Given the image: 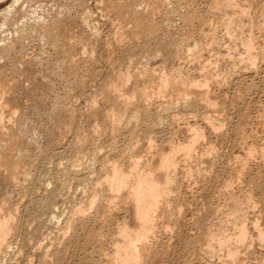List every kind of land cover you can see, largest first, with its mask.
Wrapping results in <instances>:
<instances>
[{
  "label": "rangeland",
  "instance_id": "1",
  "mask_svg": "<svg viewBox=\"0 0 264 264\" xmlns=\"http://www.w3.org/2000/svg\"><path fill=\"white\" fill-rule=\"evenodd\" d=\"M125 1H128V2H125ZM133 1L134 0H124V1L123 0H0V85H1L0 86V115L3 118L2 119L3 121L1 120L2 121V125L0 126L1 127L0 128V137H1L0 138V211H1L0 214H3V212H5V215L8 213L9 215L12 214V216H14V214H16L15 211L19 212L22 209L23 210L21 212L25 211L24 209L26 208L25 206H27V200L26 199L22 200V195H21L22 192H21V189L19 188V186L21 185V183L23 182V179L25 177L23 172L29 170L30 172L33 173V171H34V173H35V171L38 170V168L43 163V161L46 158V156H49V157H54L55 156V157H57V155L58 156L62 155L63 152L67 151V153H68V150L70 149L69 145H71L73 143H77V142L81 143L80 144L81 145L80 148H82V144L83 145L87 144L89 146V147L86 146V145L83 146V147H86V148L88 147L87 150L89 151L88 153H87V151L83 153L84 154L82 156V158L84 157L83 158L84 161L82 162L83 164L86 161H87V163H85V164H88V159H89V157H91L89 155L93 153L91 151L94 148H95L94 150H98L96 153L98 155H100L102 152L101 151L99 152V150H100L99 146L100 147H102V146L106 147V149L110 146V149L108 148L109 152L107 150H105V152L106 151L108 152V156L105 157L103 155V153H102L103 156L102 155L99 156V158H101L100 161L102 159H105V158H108L109 160L110 159L112 160V161L110 160V162L112 164L109 163L108 166H111V165L113 166V164H116V162H117V164L119 163L121 165V169L123 167L125 168V169L123 168V170H122L123 173L127 172V173H125V175L126 174L128 175L129 174V170H131V169H130V167H127V166H129V164L132 161H133L132 163L141 162V163H139V164H143V165H140L141 166L140 167L141 171L150 170V171L154 172V170H156L157 167H158V163L157 162L160 159V155L167 156V154H169V152H171L170 149L172 150V148H173L172 145H174L175 143L176 144L174 145V147H177L179 145L178 147L187 148L186 145L188 146V144H190V142H191L190 140L192 138L191 134H189V133H191L190 132L191 127H194V126L198 127L199 126V128L203 129L202 131H204V132L206 131L205 132L206 133L205 134V140L207 139V141H205V143H203V144H202V142L200 144H198V148L199 147L200 148L197 149L196 152H195L197 158L199 157V155L207 152L209 147H214L215 146V148L217 149V152L219 151V153L221 155L223 154L221 160H223L224 162L226 161L227 163H229V164H227V165H229V168L227 167V170H225L226 172L222 173L220 175L221 178L217 182H215V184H213L214 178H211L212 176H210V175H212V173H215V171L213 172L211 170L212 173L210 172L209 173L210 175H209L207 173V171H209L208 170L209 168L206 169V165L204 167L203 164H205V163H199L197 158L196 159L194 158V157H196L195 154L192 156L193 158L191 157L193 161L189 157V158H187L188 161L187 162L184 161V163H183L182 160H185L184 156H185L186 152L184 151L183 153L180 152L178 154V157L181 158L180 159L181 163H180V166L178 167V175L181 176V177L183 176L182 179H181V177L179 178V176H178V178L181 179V180H179V184L182 182L180 187L184 190L182 192L183 195H185V193H187L188 195H186V196L190 197V198L188 197L189 199H186V202L188 201L187 207H186V209H184L185 214H182L184 216L183 224H186L185 222H187V223L191 222V220L194 217L193 216L194 212L197 210V208H200V207H198V205L201 206L200 205L201 201L205 200L204 196L206 197V194H209L210 197L212 196V199H213V202H214V206L212 208L213 210H211L212 212H210V217L208 219V222H206V223L208 224V226L212 227L210 229L211 233L219 232V228L217 229V227L220 226V225H218V224H222L223 220H225L224 219L225 215L223 213L222 215H224V216L221 217V218L220 217L218 218L217 217L218 214L215 215L217 212L215 214H213L215 208L217 206L218 207L220 206L222 209L224 207H225L224 209L230 208L231 199L229 200V198H228L229 195L228 194H234L235 193L234 194L235 196L238 197L240 195L239 197L244 199V196L245 195L247 196L249 194V191L251 192V190L253 189L252 190L253 194L252 193H250V194L253 195V196H254V194H256L254 196V198H255L254 204L250 203L251 205L249 206V204L247 203L248 204V208H247L246 202L244 203L246 205H244L243 203L238 205V209H239L238 216H241V214H242V216L244 215V217H245V219H244L245 221L249 220L247 222L246 228H248L249 231H250L249 237L251 239L248 238L246 240V241H249V242L248 243L245 242V245L243 246V248H245V249H243L242 246L237 245V243L235 241L234 242L236 243V245L233 242L232 246L234 245L233 247H239L240 248L239 249L240 250L239 256H240V259H241V261L239 260L240 263L243 260V263H241V264H244V263L245 264H264V247H263L264 244H263V246H260L261 243L258 242V239H257L258 236H257L255 230H253V226H252L253 225L252 223L255 221V219H258V218L261 219L262 218L261 220H262V222H264V219H263L264 218V202L263 201H259V200L257 202V200H256V198L258 199L259 198L258 196H260V190H261V193L264 190V185H263L264 184V161H263L264 160V153H263L264 152V89H262L260 91H258V90L254 91L253 90L252 92H250V93L247 92L248 94L247 93L245 94L243 100H244L245 105H247V106L244 107L245 106L244 105L243 107L244 108H247V107L250 108V110H249L250 113L248 112L249 113L248 114V118H247V120L245 122L239 121V119H238V114H237L239 112L238 109H237L238 107L237 108L234 107L237 110H235L234 108L231 107L227 112L224 111V108H223V110H221L222 107H223L221 105H223L222 103H223L224 99H225V101H227L228 99H226V98L233 95L232 93L234 92V90H233L232 86L235 85L236 83L237 84L238 83L239 84H243V86L246 85L245 87H247V86H249L251 84L261 85V83H262L263 84V88H264V83H263L264 82V60H260L258 62V64H257L256 68H254L248 63V60L244 57L245 56L244 49L240 48L238 50V52L237 51L235 52V50H233L230 47V44H228L226 39L224 38V32L222 33L223 26H222V23L220 22V20L223 18L224 11L222 10V11H220L221 12L220 13L219 10L216 11L215 9H213L212 8L213 0H206V1L205 0H190V1L189 0H187V1L183 0L184 3H183L182 0H172V1L168 0L167 3H165L166 0H164V1L163 0H153V1L151 0V3H153L154 1L156 3L160 2V4L158 3L159 6H158L157 13L155 12L156 14L155 13L152 14V12H149V11H151L150 7H147V10L149 8L147 13H145V11H144V10H146L144 8L145 4L147 3L146 5H148L150 0H149V2H148V0L147 1L146 0H139V1H141L139 3V5H141V6H138L137 2H139V1L135 0L136 2L134 1L135 2L134 4H133ZM236 1H239V0H236ZM240 1H241V3H244L243 5H246L247 7H250L251 11H250V14L248 15V17L251 16L250 18L255 20V22L257 21L259 26L260 25H261V27H262V25L264 26V0L263 1L262 0H256V1L255 0H240ZM122 2H123V4H122ZM194 2H195V4H194ZM112 4H117V6L116 5L114 6ZM124 4H125V6H124ZM192 4H193V6H192ZM118 5H121V6H118ZM131 5H133L134 7L132 8ZM12 6H13V11L11 12V15L5 16L4 13L6 12V10L10 9ZM110 6L113 7V12L110 11V10H112V7L110 9ZM127 6L129 8L130 7L131 8L129 9ZM209 6L214 11L211 10ZM119 7H121L123 10L120 11L121 8H119ZM114 8L116 9L115 11H114ZM139 8L140 9L142 8V10H140ZM188 8H190V9H188ZM131 9H132V11L134 10L133 13L130 11ZM159 9L161 11H159ZM162 9H163V11H162ZM125 10L126 11L129 10V11L125 12ZM168 10H169V13L167 12ZM194 10L197 11L198 13L197 12L195 13ZM164 11H166V12H164ZM186 11H188V12H186ZM129 12H131V13H129ZM119 13L124 15V17L122 15H120ZM126 13L127 14L129 13L128 15L130 17ZM213 13H214V15H213ZM88 14H89V16H88ZM195 14H196V16H195ZM260 14H261V16H260ZM120 16L122 18H120ZM125 16H126V18H125ZM136 16L138 17L139 20L136 18ZM143 16H144V18H143ZM3 17H5V18L3 19ZM87 17H89V18L87 19ZM192 17L195 18L196 20L197 19H199V20L198 21H196L195 19L193 20ZM218 17H219V19H218ZM130 18H132V19H130ZM140 18L142 19V21H141ZM154 18H155V20H157V22H160V23H156ZM169 18H170V21H169ZM128 21H130V22H128ZM150 21H152L151 23H153L154 25L156 24L155 27L157 25H159V26L156 27L157 29L158 28L160 29V30L158 29L159 30L158 37L154 35L156 38L155 37L152 38V36L150 38V37H148L149 35L146 36L147 34L143 33V32H145V28L147 27V25H149ZM164 21H165V24H164ZM188 21L190 23L189 25H188ZM116 22H117V24H116ZM125 22H127V23H125ZM141 22H143V23H141ZM192 22H193V24H192ZM257 22H256V26L259 27L257 25ZM65 23H67V24L65 25ZM133 23H135V25ZM136 23H137V26H136ZM125 24H127V25H125ZM140 24H142V25H140ZM53 25H55L56 28ZM63 25H65L66 27L64 26V28H63ZM144 25H145V27H144ZM91 26H92V28H91ZM128 26H130V27H128ZM220 26L222 27V29H221ZM122 27L124 28L125 32L132 33V37H133V38H131V34L129 33L130 34L129 35V37H130L129 40L133 39V42H132V40H130V41L128 40V43H126L125 46H123V44L119 43V41H120L119 37L122 36V30H123ZM165 27H167V29ZM168 27H170L169 28L170 30L168 29ZM261 27L256 28L254 30V33H255L256 37H258V39H259L258 40L259 41L258 43L260 45V46L258 45L259 47H262L263 44H264V29H261ZM125 28H128V30H130V31L128 32V30L125 29ZM134 28H135V30H134ZM56 29H58L59 31L56 30ZM64 29H66V31ZM68 29L69 30L71 29V30L69 31ZM136 30L137 31L139 30L138 31L139 33H137ZM213 30L214 31L217 30L216 34H217V36L219 38V42H221V40H222V42H224V41L226 42L224 45L222 44V46H220L221 45L220 44L218 46V45L214 44V46H213V45L209 44V43H211L210 39L212 37V34L216 32V31L214 32ZM61 32H62V34H61ZM136 34H138V35L136 36ZM60 35H62V38H61ZM117 35H119V36H117ZM140 35L142 36L141 39L138 38V37H140ZM55 36H57V38L58 37H60V38L57 39ZM134 36L137 38V40H136V38H134ZM222 36H223V38H222ZM145 37H147L148 39L145 38ZM183 38H184V40H183ZM203 39L206 40V41H204ZM207 39H208V41H207ZM223 39H224V41H223ZM156 40H158V41H156ZM175 40H176V42L177 41L180 42L182 40L181 42L183 44H186L185 46L182 47L184 49V54L182 55L183 57H181V59L182 58L183 59L179 60V62L177 61L176 63H173L175 65V68L178 67L177 69H179V70L183 69V71H184V72L182 71L181 74H179V72H178V76L179 75L181 76L182 73H183V75H182L183 77L188 76V74L189 75L192 74L191 77L194 80V83H196V84H200V83L205 84V80H207L206 77L208 78V74L209 75H211V74L213 75L215 73L214 75L218 79L214 75H213L212 79H210L211 76H212L211 75L208 78V81L206 83L208 84L209 90H211L209 92L210 93L209 96H210L211 100L213 102H215V103L216 102L220 103L221 107H219L218 106L219 104H217V107H219L218 109H216L217 111L215 112L214 110H211V112H210V110L207 107L205 108L206 105H204L203 103H202L203 107H200L201 106V104H200L201 102H199L198 106H196L197 108L195 107L194 109H192V113L190 112V110H188L186 112L183 111L182 113H180V114L183 115V117L180 114H178L180 117L177 115L176 111H178V110H176L175 107L174 108L173 107L169 108L171 111H165V112H167L168 115H171V117L174 116V115L175 116L177 115L179 117V120H180L175 125L172 126V128H174V129L169 131V128L165 127V125H164L165 123L161 124V122H160L162 119H163L162 122H164V120H165L164 119L165 118L164 117L165 113L163 115V112H164V108L167 105H169L168 104L169 103L168 99L166 97L162 98V97H158L156 95L155 98L153 97L152 100H151V104H153V105H150V110L151 109L152 110L148 113V114H150L149 115L150 118L148 117V119H150V121H152V122H154L156 124V127L158 129L157 130L158 133L154 132V133H156L155 135H154V133H151V134L148 135L146 133H143V130L141 129L142 132H139L140 136L138 135V137L141 138L142 140H140L141 143H139L140 141H139V139L137 140V137H133L134 138L133 139V138H129V136H126L124 134L123 135L116 134V136H117L116 137L115 134H113L112 132H108L109 134L108 133L102 134V136L100 137L101 139H98V140L96 139L97 142H98V143L97 142L95 143L96 146L92 145V143L94 144L93 139H92V135H94L93 134L94 130L97 128V125H100V124H102L100 126L104 125V120H102L103 119L102 114L99 113V115H98V113H97L95 115L96 111L93 110V109L91 110V108H90V106H91L90 103H91L92 97L94 99V97L96 96L95 95L96 92L98 90H100L101 87H103L104 83L109 81L110 78L112 79L114 76H117V74H119V72L121 73V70H122V74H125L126 71L127 72L131 71L130 69H132L131 68L132 64H133V68H134L133 71H136L135 68H137V71H139L138 69L142 70L141 68H143V69L146 68L148 70L150 69L149 70V74H152V75L154 74L152 76L153 78L157 74V76H159V77L157 78L155 76L154 81H153V79L151 80L152 82L155 83V81H157V79H159L160 76L163 75L164 68L167 66V64L165 65V63H166L165 61H167L165 59L168 58V56H169V54L171 52V47H169L167 49V47H168L167 45L168 44H164V42L165 43H169V42L171 43L172 41H175ZM59 41H60L61 44L59 43ZM64 41H65V43H64ZM184 41H185V43H184ZM199 42L201 44L203 43L205 45V48L201 52L196 53L197 54V56H196L194 51H188V49L194 47L195 46L194 44H198L200 46L201 44ZM187 43H188V45H187ZM207 43H208V46H207ZM90 44H91V46H90ZM161 44L163 46H161ZM121 45L123 46V48H122ZM132 46H134V47L132 48ZM137 46H138V49H137ZM157 46H158V49H157ZM186 46H190V48H188ZM212 46H213V48H212ZM9 47H11V48H9ZM127 47H129V48H127ZM69 50H70V52H69ZM127 50H129V51H127ZM154 50H155V53H154ZM186 51H188L190 53L188 54V52H187V54L185 55ZM164 52H165V55H164ZM191 52H193V54ZM219 52L221 53L222 56H219L220 55V54H218ZM237 53H239L242 56L244 55L243 59ZM190 54H192L193 56L190 55ZM213 54H214V56H213ZM145 55L147 56V59H146ZM188 55L192 56V59L194 60V62H193V60L191 58H189ZM198 56H199V58H197ZM238 57H239V59H238ZM187 58L189 60H187ZM231 58H232V60H231ZM137 59H140V60H138L139 62L137 61ZM143 60H144V62H143ZM191 60H192V62H191ZM210 60H211V64L209 63ZM234 60H235V62L237 61L236 62V66H237L236 68L237 69H235V71H234V69L232 70V68H234L233 64H235ZM86 61L87 62L90 61L91 63L90 62L87 63ZM162 61L165 62V63H163ZM137 62L139 64H141V65L139 66V64ZM134 64H138V65H134ZM169 64H170L169 66H171L170 62H169ZM117 65H119V66H117ZM164 65H165V67H164ZM212 65H213V67H211ZM96 67H97V69H96ZM120 67H123V69L120 68ZM217 67H218V69H216ZM204 68H206V69L209 68V69L208 70H206V69L204 70ZM91 69H94V70H91ZM116 69H118V70H116ZM119 69H120V71H119ZM229 69L232 72H229L228 71ZM123 70L125 71V73H123L124 72ZM215 70H217L219 73H217ZM117 71H118V73H117ZM159 72H161L162 74L159 73ZM231 73H233V74H231ZM158 74H161V75H158ZM224 74H225V76H224ZM89 76H90V79H89ZM204 77H205V79H204ZM92 78L95 81H93ZM97 78H98V82H97ZM138 78L142 79L143 77L140 75V77H137V79ZM245 78H246V80H245ZM137 79H133L132 82L129 81V82L126 83V89L128 90V94L129 95H131V93L133 94V92L144 91L145 88L147 87L146 85H148V83H149V82H147L148 79H146L145 76H144V78L142 80L141 79L137 80ZM143 80H144V82H143ZM145 80H146V82H145ZM244 80H245V82H244ZM254 80H255V82H254ZM92 82L98 87L97 88L94 87ZM209 82L211 84H209ZM135 83L139 84V86L138 85L136 86ZM98 84L99 85L103 84V85L99 86ZM2 85H4V86H2ZM133 86H136L134 90H133V88H134ZM136 89H137V91H136ZM174 89L169 90L170 92L173 91V92H171L173 95H175L176 92H178L176 90V88H174ZM95 90H96V92H95ZM92 91H93L94 94L92 93ZM169 91H168V93H169ZM89 93H91V94H89ZM171 93H169V95H171ZM223 94H225V95H223ZM218 96L220 97L219 99L222 100V101H219ZM100 98H101V100H100V103H98V107L100 106V108L101 107L103 108V106H105V104L103 105V103L105 101L102 99V97L99 96L98 99H100ZM157 98H159V100ZM197 99H199V97ZM243 100H241V102ZM98 102H99V100H98ZM101 102H102V106L100 105ZM86 103H89L90 106L88 104H86ZM86 105H88V106L86 107ZM137 106H139V107L136 108ZM137 106L136 107L134 106L135 111H134V109H132L133 111L132 110L128 111L132 115H129V113L127 112V114H128L127 118H129V116H130V119H131L132 118L131 116H134V115L138 114V112H140L139 109L141 108V105H137ZM70 108L73 109V110L71 111ZM107 109H109V107ZM205 109L206 110L208 109L209 112L206 111ZM232 109H234V110H232ZM67 110H69V111H67ZM79 110H80V112H79ZM90 110H91V112H90ZM104 111H105V109H104ZM136 111H138V112L136 113ZM159 111L161 113H159ZM232 112H233V114H232ZM75 113H76L77 117H75ZM195 113L196 114L198 113V114L196 115ZM158 115L161 116V117H158ZM221 115H223V116H221ZM226 115H227V118H226ZM70 116L72 118H70ZM207 116L208 117L210 116L211 118H208ZM189 117H190V119H188ZM215 117L216 118L223 117L224 119L226 118L227 122H226V125L224 126L225 130L224 129H220L221 130L220 132L214 131V135H213V131L209 128L210 127V123H209L210 121L209 120L212 119V118H215ZM67 118L71 119V120H74L73 124H72L73 126H71V125L70 126H66V122H68ZM74 118H77V119H74ZM158 118H160V120ZM61 119H63V120H61ZM1 121H0V124H1ZM155 121H157V122H155ZM238 121L243 123L242 127L246 126V127L242 128L243 132L245 134L243 132L239 131V130L242 131V129L240 127H239L240 129L239 128L235 129V127H237V125L239 123ZM96 123H97V125H95ZM157 123H159V124H157ZM244 124H246V125H244ZM80 126H82V128ZM77 127H80L81 131L80 130H76V129H80V128H77ZM123 127L126 128L125 126H123ZM189 127H190V129H189ZM84 128H85V130H84ZM160 128H162L164 130H162ZM70 129H71V131H70ZM90 130H91V133H90L91 135H89V133H87V132H90ZM210 130H211L212 134H211ZM233 130L236 133H234ZM237 130H238V132H237ZM76 131L81 133V137H82V139L84 138L83 139L84 141L77 137L79 133H77ZM82 133L84 135L86 133L87 136L86 135L84 136ZM166 133H168V134H166ZM142 134H143V138L141 137ZM226 134H228V135H226ZM231 134H232V136H231ZM236 134H239V136L238 135L235 136ZM241 134H243V136ZM74 135L76 136V138H75ZM113 135H114V137H113ZM119 135H120L121 138H122V136H123V138L126 136L125 140L123 138L121 140V138H119ZM147 135H148V137L150 135H151V137L153 136L154 139L152 137V140H151L150 139L151 137H149V138H147V140H144V137H147ZM222 135H224V136H222ZM5 136H7V137H5ZM88 136L91 137L90 140H89ZM72 137H73V141H72ZM171 137H172V139H170ZM74 138H75V140H74ZM113 138H115L116 141ZM225 138H227V139H225ZM14 139H15V144H14ZM76 139L78 140L77 142H76ZM91 139H92V141H91ZM130 139H131V141H133L132 143L130 142ZM80 140H82L83 142L80 141ZM117 140H119L120 142L117 141ZM222 140H224V141H222ZM89 141H91L92 143L89 142ZM234 141L236 143V146H235V143H233ZM86 142H89V144H91V145H89ZM113 142H114V144H117V145H113ZM11 143H13V144L11 145ZM128 143L130 144L129 146H127ZM138 143H139V145H138ZM201 144L202 145L205 144L204 147ZM209 144H211V145H209ZM124 145H125V147H124ZM149 145H151V147H149ZM154 145H156V146H154ZM163 145L165 146V148L163 147ZM208 145H209V147H208ZM11 146H13L12 147L13 148L12 151H11V149H12ZM113 146H118L120 149L122 148V150H120L118 148L117 151H116L117 147L114 148ZM126 146L127 147L133 146L132 148H130L132 150H129ZM154 147H156V148L161 147V149L163 148L162 150L165 151V153L162 151V154H160V155L157 154L156 150H158V149L154 150ZM222 147H224V148H222ZM112 148L115 149V150H113ZM150 148H152V149H150ZM123 149H125V152H123L124 155L120 153V152L124 151ZM16 150H18V151H16ZM40 150H42V151H40ZM47 150H48V152H47ZM127 150H129V151H127ZM250 150L251 151H256V152H254V155L250 156L248 154V153H250ZM2 152H3L4 155L1 154ZM154 153L157 154V155H155ZM207 153H205V154H207ZM40 154H41L42 158L39 157ZM87 154H89V155L87 156ZM127 154H129V155H127ZM72 155H74V153ZM2 156H4V157H2ZM80 156L81 155L79 154V158H80ZM103 157H105V158H103ZM128 157L131 160H128ZM82 158H81V160H82ZM85 158H87V159H85ZM91 158L89 159V161L91 160ZM126 158H127V160H126ZM152 158H154L153 159L154 162H152ZM156 158H158V159H156ZM240 158H242V159L248 158L249 159V162H248V165H247L248 168H247V170H246V168L244 169V171H243L244 173L242 172L243 174L242 173L240 174V170H241L240 165H242ZM261 158H263V159H261ZM39 159H42L43 161L41 160L42 162L39 163V161H40ZM61 159H62V157H61ZM155 159H156V161H155ZM229 159H231V160H229ZM31 161H33V162H31ZM80 161H79V163H80ZM123 161H125L126 164ZM145 161H147V162H145ZM196 161H197V163H196ZM34 162H36V163L38 162L37 163L38 166H35L37 164L36 163L34 164ZM77 162H78V160H77ZM151 162L153 164H151ZM239 162L241 164H239ZM8 163H10V164H8ZM14 163H15V165H14ZM62 163H65V161L62 160ZM79 163H78V165H80ZM31 165L32 166L34 165V167L32 168ZM147 165H148V167H147ZM153 165H155V166H153ZM12 166L14 168H12ZM28 167H29V169H27ZM35 167H36V170H34ZM98 167H97V172L95 174H98L99 177H101L100 175H103V174L105 175V173L99 174L100 167L99 168ZM150 167L151 168L154 167V170L150 169ZM189 167H191L192 174L188 175L189 176L188 177V176L185 175V172H188ZM30 168H32V169H30ZM142 168L143 169L145 168V170H143ZM204 168H205V170H204ZM10 169H11V171H10ZM13 169L16 170V171H14ZM18 169L20 170V172H19ZM197 170H199V171H197ZM200 171H202V172H200ZM217 171H218V169H217ZM156 172H157V170L155 171V173ZM13 173L15 175L17 174L16 177H14L15 175L13 176ZM238 173L240 174V179H239V177L237 175ZM95 174H94V176L98 177ZM205 175L207 177H205ZM214 175L215 174H213V177H214ZM228 175L229 176L231 175V176L229 177ZM17 176L19 178H17ZM209 176H210L211 184H210V181H207L206 184H204L203 181L208 180ZM235 176H237L238 178H235ZM231 177H232V179H231ZM15 178H16L17 181L14 180ZM231 180H232V182H233V184L235 186L232 184L233 186L231 185L229 187L228 183H230ZM18 184H19V186H18ZM202 185H203V187H202ZM259 186H260V188H259ZM16 187H17V189H16ZM50 187L53 188V187H55V185L54 186L52 185ZM50 187H49V189H51ZM211 187H212V189H210ZM74 189L76 191V188H73L72 191H70L71 193H68L69 195L68 194L63 195L64 199L62 198L63 196L60 199V204H58V206H60V207H59V209L57 207L56 211H58L57 213H59V215H61V218H65L66 215L69 213L70 208L75 206L74 203L72 205L69 204V200H70V203H71V201L73 200V197L76 195ZM221 189L222 190L224 189V190L222 191ZM258 189H259V191H258ZM189 190L191 192L192 191L193 192L191 193ZM240 190H241V192L243 194L241 192H238ZM204 191H205V195H204ZM244 192H245V194H244ZM17 196H18V198H15ZM186 196H184V197L186 198ZM70 197H71V199H70ZM193 198H195L197 201L195 199H193ZM219 198H220V200H219ZM25 200H26V203H25ZM127 200H126L127 202H124L123 205H120V204L118 205V202L116 201V203L114 205V209H113V210L116 209L115 210L116 213L113 211L112 215L114 217L112 219L114 220L116 218L118 220L117 222H119V221L122 222V220L125 218L126 223H129V225L132 228H136V227H138V224L136 225V223L134 222L135 221L134 211L132 209V205H130V203H132V201L130 202L129 201L130 199H127ZM190 201H193V202H190ZM85 202H86V195L83 192H78L77 193V205H84ZM228 202H230V203H228ZM259 202H261V203L258 204ZM256 203L258 204L259 207L256 206L257 205ZM2 204H3V206H2ZM7 204H8V206H7ZM116 205H117V207H115ZM124 205H126V206H124ZM127 207H129V209ZM240 207H242L243 210ZM67 210H68V212H67ZM117 211H118V213H117ZM223 212H225V210H223ZM126 215H127V217H126ZM244 217H242V218H244ZM162 219L164 220V217ZM220 219H222V221ZM260 219H258V221L261 224V228H262V225H263L262 229L264 231V223H262ZM163 220H161L162 221L161 223H165V224L167 223V225L170 226V224H171L170 221L168 223L167 219H165V222ZM232 220H233V217H232ZM225 221H226V223L223 222L225 224H222V226L225 227V229L223 230L225 232V234H223V235L224 236H228L229 234H227V233H230V235H232L233 237L230 236V235L228 237H232V239H234V236L236 237L237 231H236V233H234L235 230H232V227L235 228L234 225H232L233 222L229 221V223H231V224H229V223H227V221H228L227 219ZM245 221H244V223H246ZM113 222L115 223L116 220L110 222L109 225H108L112 229L108 228V226L106 228L108 230V232L110 231V233L112 232V230H113V232H115L114 226L112 225L113 226L112 227L110 225V224H113ZM192 222H193V220H192ZM114 225H116V224H114ZM190 226L187 224L188 228L187 227L185 228L186 236L188 238H190L191 240L193 239L192 237L194 236V237H197V238H194V240H198V235H199V239H200V237H202V235L198 232V230L195 227H192V225H190ZM170 228H172V226H170ZM170 228L168 229V231H164V234H166V235L169 233L167 236L164 235L163 233H161L160 235H162V237L164 238V239H162L163 242H166V243L170 242L171 243L173 241L172 242V244H173L175 242L174 238H175L176 234H174V233L176 232V230H174L173 233H171L172 230ZM30 229H33V225L31 226ZM48 232L50 233V230ZM166 232H168V233H166ZM232 233H234V235ZM173 234H174V236H173ZM191 234H192V236H191ZM188 235H190V237ZM170 236H171V238H170ZM34 239L36 241V238H34ZM169 239H171V241ZM252 239L254 240V244H251V240ZM10 240H12V239H10ZM253 240H252V243H253ZM35 241H34V243L37 242V241L36 242ZM10 242L14 243V246H12V248L15 249V250H13L14 252L13 251L10 252L9 248H7L8 246L5 243H4L5 245L4 244L0 245L4 249L3 250L0 247V249H1L0 251L4 252L3 254L6 255V257L10 256L9 257L10 260H12V259L15 260V257L18 256L17 255L18 246L15 244V242H13V240L10 241ZM47 243H48L47 246L50 247L49 241H47L46 244ZM0 244H1V242H0ZM109 244H110V242L107 244L108 245L107 247L112 249L113 248L112 245H110L112 247L111 248L109 246ZM198 244H199V245H197L198 249L196 248V250H199V251H197V255H195V256L191 255L194 259H192V257H190V256H189L190 258H188V260L190 259V264H202V261L203 262L205 261V263H203V264H207V263L208 264H222V263L223 264H232V263H234L233 260L227 261L229 259L227 257V255H226L227 250L226 251L223 250L224 252L223 251L221 252L222 255H220L221 254L220 253L219 256H213V258L211 257L209 259H205L204 257H201L200 256L201 249H199V247L201 245H200V243H198ZM250 245H252L251 246L252 247L251 250H246V249H249L248 246L250 247ZM15 246H17V249H16ZM34 246L37 247L38 245L37 246L34 245ZM245 246H247V247H245ZM5 247L9 250V252H7L8 250H6ZM35 247H33V251H35V253L33 252L34 253L33 255H35V257L33 256L31 258V264L34 261L35 262L33 264H38V261H39L40 251H39V249H37ZM34 249H36V250H34ZM49 249H47V250H49ZM37 250L39 252H37ZM243 252H245V256H244ZM15 253H16V255H15ZM3 254L1 253L0 257ZM10 254H12V255H10ZM13 255L15 256L14 258H12ZM199 256L201 257V259L202 258L203 259L201 260ZM241 256H243L244 258L241 257ZM37 257H38V259H36ZM101 257H102L103 260H105L104 256H101ZM101 257H98L97 261H100ZM176 257L174 258L175 262H171L173 257L169 258V259H171L170 260V264L171 263L172 264L176 263V259L178 260V258H176ZM195 258H196V260H195ZM198 258L200 259V261H198L199 260ZM238 259H239V257H238ZM223 260H225L226 262L224 263ZM237 260H235V261H237ZM194 261H196V262H194ZM231 261H233V262H231ZM103 263H105V262L103 261L102 263H99V264H103ZM186 263L189 264V262H186ZM186 263H181L180 262V264H186Z\"/></svg>",
  "mask_w": 264,
  "mask_h": 264
},
{
  "label": "bare ground",
  "instance_id": "2",
  "mask_svg": "<svg viewBox=\"0 0 264 264\" xmlns=\"http://www.w3.org/2000/svg\"><path fill=\"white\" fill-rule=\"evenodd\" d=\"M124 1V0H123ZM135 1V0H134ZM133 1V4L136 2ZM139 1V0H137ZM147 1V0H146ZM153 1V0H152ZM164 1V0H163ZM168 0H166L165 3H167ZM172 1V0H171ZM183 1V0H182ZM187 1V0H186ZM190 1V0H189ZM206 1V0H205ZM240 1V0H239ZM236 1V0H213L212 2V8L215 9L216 11L219 10L220 11H224V14H223V20L221 19L220 22L222 23V26H223V30H222V33L224 32V38L226 39L227 43L230 44V47L235 50V52L241 48V49H244V54H245V58L248 60V63L256 68L258 62L260 60H264V44L262 47H259V39L258 37H256L255 33H254V30L256 28H259L261 27V25L259 26L258 25V22H257V25L259 27L256 26V22L255 20H253L252 18H250L251 16L248 17V15L250 14V7H247L246 5H243L244 3H241V1ZM256 1V0H255ZM263 1V0H262ZM116 2V1H115ZM125 2H128V1H125ZM132 2V1H131ZM130 2V3H131ZM141 1L137 2L138 3V6H141L139 5ZM149 2V0H148ZM177 2V1H176ZM196 2V1H195ZM194 2V4H195ZM210 2V1H209ZM114 3V2H113ZM160 4V2H158ZM156 3L155 1L153 3H151V0L150 2L148 3V5L145 4L144 8L146 10L145 13L148 12L147 10V7H150L151 11L149 12H152L153 13H157V10H158V6L159 4ZM170 3V2H169ZM184 3V1H183ZM186 3V2H185ZM123 4V2H122ZM121 4V5H122ZM128 4V3H127ZM13 5V4H12ZM110 5V4H109ZM112 5H116L117 4H112ZM121 5H118V6H121ZM130 5V4H129ZM164 5V4H163ZM185 5V4H184ZM188 5V4H187ZM210 5V4H209ZM251 5V4H250ZM249 5V6H250ZM15 6V5H14ZM125 6V4H124ZM165 6V5H164ZM193 6V4H192ZM195 6V5H194ZM211 6V5H210ZM209 6V7H210ZM108 7V6H107ZM112 6H110V9H111ZM128 7V6H127ZM131 7L133 8L134 6L131 5ZM130 7V8H131ZM162 7V6H161ZM160 7V8H161ZM170 7V6H169ZM184 7V6H183ZM116 8V7H115ZM114 8V11L116 10ZM121 8V7H119ZM118 8V9H119ZM129 8V7H128ZM127 8V9H128ZM129 8V9H130ZM211 7L210 9L213 10ZM225 10H224V9ZM140 9V8H139ZM170 9V8H169ZM174 9V8H173ZM190 9V8H188ZM193 9V8H192ZM198 9V8H197ZM123 9L121 8L120 11H122ZM137 10V9H136ZM135 10V11H136ZM142 10V8L140 9ZM256 10V9H255ZM13 11V6L6 10V12L4 13L5 16H9L11 15V12ZM111 12H113V7H112V10H110ZM129 11V10H127ZM125 10V12H127ZM132 13L134 12V10L132 11V9L130 10ZM159 11H161L159 9ZM158 11V12H159ZM163 11V9H162ZM193 11V10H192ZM195 11V10H194ZM207 11V10H206ZM214 11V10H213ZM107 12V11H106ZM129 12V13H131ZM166 12V11H164ZM163 12V13H164ZM169 13V10L167 11ZM188 12V11H186ZM197 11H195L196 13ZM210 12V11H209ZM108 13V12H107ZM128 13V14H129ZM139 13V12H138ZM155 13V14H156ZM171 13V12H170ZM173 13V12H172ZM198 13V12H197ZM215 13V12H214ZM213 13V15H214ZM217 13V12H216ZM221 13V12H220ZM120 14V13H119ZM124 14V13H123ZM127 14V13H126ZM125 14V15H126ZM127 14V15H128ZM137 14V13H136ZM140 14V13H139ZM143 14V13H142ZM149 14V13H148ZM151 14V13H150ZM165 14V13H164ZM167 14V13H166ZM192 14V13H191ZM211 14V13H210ZM263 14V13H262ZM91 15V14H90ZM122 15V14H120ZM144 15V14H143ZM163 15V14H162ZM187 15V14H186ZM199 15V14H198ZM220 15V14H219ZM89 16V14H88ZM119 16V15H118ZM124 17V15H122ZM129 16V15H128ZM147 16V15H146ZM150 16V15H149ZM167 16V15H166ZM172 16V15H171ZM196 16V14H195ZM206 16V15H205ZM218 16V15H217ZM261 16V14H260ZM130 17V16H129ZM134 17V16H133ZM151 17V16H150ZM155 17V16H154ZM191 17V16H190ZM199 17V16H198ZM197 17V18H198ZM248 17V18H247ZM263 17V16H262ZM5 17H3L4 19ZM10 18V17H9ZM85 18V17H84ZM89 17H87L88 19ZM109 18V17H108ZM119 18V17H118ZM120 18H122L120 16ZM119 18V19H120ZM126 18V16H125ZM135 18V17H134ZM136 18L138 19V17L136 16ZM144 18V16H143ZM174 18V17H173ZM186 18V17H185ZM193 18V17H192ZM214 18V17H213ZM7 19V18H6ZM61 19V18H60ZM64 19V18H63ZM76 19V18H75ZM124 19V18H123ZM132 19V18H130ZM129 19V20H130ZM141 19V18H140ZM195 18H193L194 20ZM219 19V17H218ZM71 20V19H70ZM92 20V19H91ZM114 20V19H113ZM139 20V19H138ZM155 20V18H154ZM153 20V21H154ZM181 20V19H180ZM190 20V19H189ZM192 20V21H193ZM196 20V19H195ZM199 19H197L196 21H198ZM211 20V19H210ZM9 21V20H8ZM7 21V22H8ZM59 21V20H58ZM126 21V20H125ZM142 21V19H141ZM147 21V20H146ZM145 21V22H146ZM156 23H160V22H157V20H155ZM166 21V20H165ZM165 21H164V24H165ZM169 21H170V18H169ZM172 21V20H171ZM52 22V21H51ZM85 22V21H84ZM122 22V21H121ZM130 22V21H128ZM136 22V21H135ZM148 22V21H147ZM146 22V23H147ZM152 21H150L151 23ZM162 22V21H161ZM261 22V21H260ZM259 22V23H260ZM59 23V22H58ZM127 23V22H125ZM143 23V22H141ZM149 25H147V27L145 28V34H147L146 36L150 37L152 36L155 37L157 36L158 37V32L159 30L155 27V25L153 23H151ZM168 23V22H167ZM172 23V22H171ZM183 23V22H182ZM57 24V23H56ZM67 23H65L66 25ZM117 24V22H116ZM131 24V23H130ZM135 25V23H133ZM189 21H188V25H189ZM193 24V22H192ZM209 24V23H208ZM62 25V24H61ZM63 25V28L64 26ZM120 25V24H119ZM127 25V24H125ZM139 25V24H138ZM142 25V24H140ZM214 25V24H213ZM221 25V24H220ZM55 27V25H53ZM59 26V25H58ZM85 26V25H84ZM87 26V25H86ZM136 26H137V23H136ZM202 26V25H201ZM53 27V28H54ZM60 27V26H59ZM62 27V26H61ZM66 27V26H65ZM69 27V26H68ZM67 27V28H68ZM130 27V26H128ZM143 27V26H142ZM145 27V25H144ZM161 27V26H160ZM204 27V26H203ZM208 27V26H207ZM221 27V26H220ZM263 27V28H262ZM261 29H264V26L262 25ZM50 28V27H49ZM56 28V27H55ZM92 28V26H91ZM123 28V27H122ZM137 28V27H136ZM167 29V27H165ZM170 27H168L169 29ZM205 28V27H204ZM89 29V28H88ZM128 30V28H125ZM162 29V28H161ZM199 29V28H198ZM222 29V27H221ZM58 30V29H56ZM55 30V31H56ZM66 31V29H64ZM69 30V29H68ZM71 30V29H70ZM69 30V31H70ZM94 30V29H93ZM96 30V29H95ZM126 30V31H127ZM132 30V29H131ZM135 30V28H134ZM133 30V31H134ZM140 30V29H139ZM138 30V31H139ZM164 30V29H163ZM170 30V29H169ZM196 30V29H195ZM59 31V30H58ZM68 31V32H69ZM81 31V30H80ZM130 30H128L129 32ZM137 31V30H136ZM137 31V33H139ZM168 31V30H167ZM180 31V30H179ZM199 31V30H198ZM203 31V30H202ZM211 31V30H210ZM214 31V30H213ZM216 31V32H215ZM212 34V37L210 39L211 43H209L210 45H213L216 44V45H220L222 46V44L224 45L226 42H219V38L217 36V30H215ZM259 31V30H258ZM63 32V31H62ZM61 32V34H62ZM67 32V33H68ZM116 32V31H115ZM121 32V31H120ZM173 32V31H172ZM182 32V31H181ZM44 33V32H43ZM54 33V32H53ZM70 33V32H69ZM130 33V32H129ZM127 33L124 31V28L122 30V36L119 37V43L120 44H123V46L126 45V43H128V40H129V35L131 34V38L132 37V33ZM136 33V32H135ZM142 33V32H141ZM184 33V32H183ZM51 34V33H50ZM59 34V33H58ZM116 34V33H115ZM119 34V33H118ZM200 34V33H199ZM221 34V33H220ZM68 35V34H67ZM134 35V34H133ZM138 34H136L137 36ZM144 35V34H143ZM155 35V36H154ZM183 35V34H182ZM190 35V34H189ZM188 35V36H189ZM59 36V35H58ZM61 38H62V35H60ZM65 36V35H64ZM73 36V35H72ZM114 36V35H113ZM119 36V35H117ZM207 36V35H206ZM259 36V35H258ZM57 38V36H55ZM66 37V36H65ZM141 35L140 38L141 39ZM175 37V36H174ZM173 37V38H174ZM208 37V36H207ZM210 37V36H209ZM220 37V36H219ZM260 37V36H259ZM54 38V37H53ZM60 38V37H58ZM57 38V39H58ZM69 38V37H68ZM118 38V37H117ZM134 38H136L134 36ZM144 38V37H143ZM147 38V37H145ZM156 38V37H155ZM223 38V36H222ZM139 39V40H140ZM148 39V38H147ZM163 39V38H162ZM193 39V38H192ZM209 39V38H208ZM207 39V41H208ZM53 40V39H52ZM65 40V39H64ZM132 40L133 42V39H130ZM129 40V41H130ZM137 40V38H136ZM138 40V41H139ZM184 40V38H183ZM187 40V39H186ZM185 40V41H186ZM204 40V39H203ZM69 41V40H68ZM73 41V40H72ZM115 41V40H114ZM137 41V42H138ZM158 41V40H156ZM163 41V40H162ZM182 41V40H181ZM180 41V42H181ZM184 41V43H185ZM190 41V40H189ZM206 41V40H204ZM110 42V41H109ZM144 42V41H143ZM176 42L175 41H172L171 43H165L164 44H168L167 46V49L169 47H171V52L168 56V58H166L165 62V65L167 64V66L165 67L164 65V71H163V75H161L162 71L159 72L161 74H158V75H161L159 79H157L159 76H157V74L155 75L157 78V81L152 82L151 80L153 79L154 81V78L152 77L153 75L152 74H149V70L146 69V68H141L142 70L138 69L139 71H137V68L136 71H133V64L131 66L132 69H130L131 71L125 73V71L123 73L125 74H122V70H121V73L119 72V74H117V76H112L113 78L111 79L110 77V80L105 82L103 87H101L100 90H98L96 92V98L92 97V100H91V106L89 105V103H86L90 106L91 110H95L96 113L95 115L98 113L102 114V117L104 120V125L103 126H100V125H97V123L95 125H97V128L94 130L93 134L92 135V139H93V142L94 144L92 143V145H95L96 146V142L98 139H101L100 137L102 136V134L104 133H108V132H112L113 134H120V135H126V136H129V138H133V137H137V140L139 139L142 140L141 138L138 137L139 135V132H142L141 129L143 130V133H146V134H151V133H154V132H157V127H156V124L152 121H150V119H148V117L150 118V114H148L151 110H150V105H153L151 104V100L152 98L157 95L158 97H166L168 99V104L165 108H164V112H163V115L165 113V120L164 122L163 119L160 121L161 124L165 123V127L166 128H169V131L170 130H173L174 128H172L173 125H175L179 120V115L180 113H182L183 111H188L190 110V112L192 113V109H194L196 106H198V103L201 102V106L200 107H203V104L206 105L205 108L207 107L210 112L211 110H214L215 112L217 111L216 109H218L219 107L223 106L221 110H223L224 108V111H228L231 107L234 108V107H238V119L239 121H242V122H245L248 118V114L250 113L249 110L250 108L247 107V108H244L246 107L247 105H245L244 103V96L245 94L248 92H252L253 90L254 91H260L263 88V84L261 83V85H256V84H251L247 87L243 86V84H235L232 86L234 92L232 93L233 95L232 96H229L227 97L226 99H228L227 101H223V105H221L220 103H215L211 100L210 96H209V92L211 90H209L208 88V84L206 83L208 81V78L212 75H209L208 74V78L206 77L207 80H205V84H196L194 83V80L192 79L191 75L188 74V76H185L183 77V73L182 75L179 77L178 76V72L179 74H181V72L183 71V69L179 70L177 69L178 67L175 68V65L173 63H176L177 61L179 62V60H182L181 57H183L182 55L184 54V49L182 48L183 46H185L186 44H183L182 42ZM60 43V41H59ZM65 43V41H64ZM92 43V42H91ZM163 43V42H162ZM189 43V42H188ZM187 43V45H188ZM200 43V42H199ZM61 44V43H60ZM131 44V43H130ZM140 44V43H139ZM159 44V43H158ZM183 44V45H182ZM201 44V43H200ZM56 45V44H55ZM75 45V44H74ZM129 45V44H128ZM190 45V44H189ZM195 46L190 48V46H186L190 49H188V51H194V53H199L201 52L202 50H204L205 48V45L202 43L200 46L198 44H194ZM259 45V46H258ZM262 45V44H261ZM83 46V45H82ZM91 46V44H90ZM116 46V45H115ZM122 46V45H121ZM122 46V48H123ZM147 46V45H146ZM161 46H163L161 44ZM165 46V45H164ZM207 46H208V43H207ZM212 46V48H213ZM65 47V46H64ZM85 47V46H84ZM134 46H132L133 48ZM150 47V46H149ZM229 47V48H230ZM11 48V47H9ZM129 48V47H127ZM219 48V47H218ZM224 48V47H223ZM66 49V48H65ZM137 49H138V46H137ZM157 49H158V46H157ZM156 49V50H157ZM166 49V50H167ZM208 49V48H207ZM85 50V49H84ZM96 50V49H95ZM99 50V49H98ZM125 50V49H124ZM91 51V50H90ZM121 51V50H120ZM129 51V50H127ZM134 51V50H133ZM146 51V50H145ZM153 51V50H152ZM164 51V50H163ZM168 51V50H167ZM185 53V55L187 54V52ZM70 52V50H69ZM87 52V51H86ZM92 52V51H91ZM137 52V51H136ZM204 52V51H203ZM66 53V52H65ZM73 53V52H72ZM88 53V52H87ZM94 53V52H93ZM154 53H155V50H154ZM190 52H188L189 54ZM193 54V52H191ZM206 53V52H205ZM230 53V52H229ZM240 53V52H239ZM239 53H237L240 57H242L243 59V56L240 55ZM2 54V53H1ZM67 54V53H66ZM146 54V53H145ZM190 54V55H192ZM217 54V53H216ZM218 54H220L219 56H222L221 53L219 52ZM3 55V54H2ZM76 55V54H75ZM79 55V54H78ZM84 55V54H83ZM137 55V54H136ZM160 55V54H159ZM164 55H165V52H164ZM163 55V56H164ZM200 55V54H199ZM234 55V54H233ZM144 56V55H143ZM146 56V55H145ZM153 56V55H152ZM189 56V55H188ZM187 56V57H188ZM193 56V55H192ZM192 56H189V58L192 59ZM197 56V54H196ZM212 56V55H211ZM214 56V54H213ZM218 56V55H217ZM218 56V57H219ZM228 56V55H227ZM92 57V56H91ZM90 57V58H91ZM138 57V56H137ZM141 57V56H140ZM149 57V56H148ZM186 57V56H185ZM97 58V57H96ZM102 58V57H101ZM134 58V57H133ZM194 58V57H193ZM199 58V56L197 57ZM196 58V59H197ZM222 58V57H221ZM225 58V57H224ZM223 58V59H224ZM92 59V58H91ZM95 59V58H94ZM98 59V58H97ZM109 59V58H108ZM135 59V58H134ZM146 59H147V56H146ZM152 59V58H151ZM164 59V58H163ZM201 59V58H200ZM234 59V58H233ZM239 59V57H238ZM83 60V59H82ZM131 60V59H130ZM140 60V59H137V61ZM187 60H189L187 58ZM193 60V59H192ZM191 60V62H192ZM199 60V59H198ZM232 60V58H231ZM76 61V60H75ZM96 61V60H95ZM94 61V62H95ZM116 61V60H115ZM147 61V60H146ZM87 62V61H86ZM90 62V61H88ZM87 62V63H88ZM97 62V61H96ZM132 62V61H131ZM139 62V61H138ZM137 62V63H138ZM144 62V60H143ZM169 62L171 63V66H169ZM181 62V61H180ZM188 62V61H187ZM194 62V60H193ZM201 62V61H200ZM237 62V61H236ZM236 62L234 60V68H232V70L234 69H237L236 67ZM244 62V61H243ZM43 63V62H42ZM74 63V62H73ZM78 63V62H77ZM91 63V62H90ZM141 63V62H140ZM147 63V62H146ZM183 63V62H182ZM181 63V64H182ZM189 63V62H188ZM196 63V62H195ZM207 63V62H206ZM211 64V60L209 62ZM213 63V62H212ZM215 63V62H214ZM61 64V63H60ZM97 64V63H96ZM139 64V63H138ZM138 64H134V65H138ZM186 64V63H185ZM198 64V63H197ZM208 64V63H207ZM239 64V63H238ZM260 64V63H259ZM84 65V64H83ZM112 65V64H111ZM120 65V64H119ZM117 65V66H119ZM141 64H139L140 66ZM214 65V64H213ZM213 65L211 67H213ZM218 65V64H217ZM48 66V65H47ZM62 66V65H61ZM88 66V65H87ZM121 66V65H120ZM203 66V65H202ZM250 66V67H251ZM65 67V66H64ZM111 67V66H110ZM113 67V66H112ZM135 67V66H134ZM163 67V66H162ZM168 67V68H167ZM189 67V66H188ZM208 67V66H207ZM210 67V66H209ZM92 68V67H91ZM119 68V67H118ZM123 69V67H120ZM139 68V67H138ZM90 69V68H89ZM97 69V67H96ZM99 69V68H98ZM128 69V68H127ZM154 69V68H153ZM163 69V68H162ZM202 69V68H201ZM206 68H204L205 70ZM209 69V68H208ZM206 69V70H208ZM212 69V68H211ZM214 69V68H213ZM218 69V67L216 68ZM231 69V68H230ZM228 70L229 72H232L231 70ZM91 70H94V69H91ZM118 70V69H116ZM220 70V69H219ZM120 71V69H119ZM154 71V70H153ZM186 71V70H185ZM217 73H219L217 70H215ZM214 71V72H215ZM243 71V70H242ZM91 72V71H90ZM96 72V71H95ZM94 72V73H95ZM113 72V71H112ZM116 72V71H115ZM184 72V71H183ZM208 72V71H207ZM213 72V71H212ZM88 73V72H87ZM118 73V71H117ZM205 73V72H204ZM203 73V74H204ZM225 73V72H224ZM108 74V73H107ZM186 74V73H185ZM215 74V73H214ZM213 74V75H214ZM233 74V73H231ZM235 74V73H234ZM257 74V73H256ZM88 75V74H87ZM92 75V74H91ZM98 75V74H97ZM110 75V74H109ZM114 75V74H113ZM140 75L144 78V76L146 77L148 85H146L147 87L145 88L144 91H139V92H133V94L131 93V95L128 94V90L126 89V83L127 82H132L133 79H137V77H140ZM178 77H177V76ZM213 75L211 76L210 79H212ZM223 75V74H222ZM227 75V74H226ZM236 75V74H235ZM250 75V74H249ZM93 76V75H92ZM91 76V77H92ZM108 76V75H107ZM215 76V75H214ZM218 76V75H217ZM225 76V74H224ZM254 76V75H253ZM87 77V76H86ZM103 77V76H102ZM216 77V76H215ZM222 77V76H221ZM233 77V76H232ZM231 77V78H232ZM235 77V76H234ZM256 77V76H255ZM105 78V77H104ZM142 78V79H143ZM217 78V77H216ZM227 78V77H226ZM230 78V79H231ZM89 79H90V76H89ZM93 79V78H92ZM96 79V78H95ZM107 79V78H106ZM139 79V78H138ZM137 79V80H138ZM141 79V78H140ZM139 79V80H140ZM141 79V80H142ZM203 79V78H202ZM205 79V77H204ZM218 79V78H217ZM236 79V78H235ZM75 80V79H74ZM85 80V79H84ZM103 80V79H102ZM220 80V79H219ZM246 80V78H245ZM244 80V82H245ZM90 81V80H89ZM92 81V80H91ZM93 81H95L93 79ZM105 81V80H104ZM103 81V82H104ZM201 81V80H200ZM231 81V80H230ZM74 82V81H73ZM78 82V81H77ZM86 82V81H85ZM97 82H98V78H97ZM137 82V81H136ZM144 82V80H143ZM146 82V80H145ZM202 82V81H201ZM204 82V81H203ZM235 82V81H234ZM240 82V81H239ZM252 82V81H251ZM255 82V80H254ZM88 83V82H87ZM93 83V82H92ZM221 83V82H220ZM241 83V82H240ZM249 83V82H248ZM264 83V82H263ZM129 84V83H128ZM134 84V83H133ZM136 84V83H135ZM209 84H211L209 82ZM250 84V83H249ZM94 87H98L96 86L94 83H93ZM99 85V84H98ZM101 85V84H100ZM99 85V86H100ZM101 85V86H102ZM130 85V84H129ZM139 86V84H136V86ZM220 85V84H219ZM1 86V85H0ZM4 86V85H2ZM80 86V85H79ZM87 86V85H86ZM136 86H133V90L135 89ZM144 86V85H143ZM145 87V86H144ZM210 87V86H209ZM142 88V87H141ZM140 88V89H141ZM176 88V90L178 92H176L175 95H173L171 92L173 91H169L171 89H174ZM206 88V89H205ZM221 88V87H220ZM53 89V88H52ZM83 89V88H82ZM95 89V88H94ZM209 91H208V90ZM214 89V88H213ZM4 90V89H3ZM87 90V89H86ZM132 90V91H133ZM175 90V89H174ZM219 90V89H218ZM137 91V89H136ZM171 93V95H169V93ZM2 92V91H1ZM71 92V91H70ZM69 92V93H70ZM219 92V91H218ZM229 92V91H228ZM93 93V91H92ZM175 93V92H174ZM227 93V92H226ZM247 93V94H248ZM68 94V93H67ZM91 94V93H89ZM94 94V93H93ZM257 94V93H256ZM225 95V94H223ZM90 96V95H89ZM93 96V95H92ZM100 97H102V99L105 101H103V105L105 104V106H103V108L100 106L98 107V103H100V99H98ZM88 97V96H87ZM91 97V96H90ZM89 97V98H90ZM98 97V98H97ZM199 97V99H197ZM216 98V97H215ZM220 97L218 96V99ZM224 98V97H223ZM61 99V98H60ZM159 100V98H157ZM217 99V98H216ZM215 99V100H216ZM251 99V98H250ZM99 100V102H98ZM157 100V101H158ZM241 100H243L241 102ZM78 101V100H77ZM154 101V100H153ZM156 101V102H157ZM219 101H222L219 99ZM162 102V101H161ZM153 103V102H152ZM203 103V104H202ZM254 103V102H253ZM256 103V102H255ZM55 104V103H54ZM167 104V103H166ZM217 104H219L217 107ZM86 105V107L88 106ZM102 106V102L100 104ZM110 105V106H109ZM137 105H141V110L139 109L140 112L136 111V113L138 112V114L134 115V116H131L132 118L130 119V116L129 118L128 117V114L127 112L129 110H132L134 109V106L136 107ZM221 105V106H220ZM245 105V106H244ZM249 105V104H248ZM258 105V104H257ZM164 106V105H163ZM171 106V107H170ZM244 106V107H243ZM251 106V105H250ZM254 106V105H253ZM58 107V106H57ZM85 107V108H86ZM109 107V109H107ZM139 106H137L136 108H138ZM156 107V106H155ZM161 107V106H160ZM176 108V113L177 115L179 116H172L171 115H168L167 112L165 111H171L169 108ZM72 108V107H71ZM70 110L72 111L73 109ZM131 108V109H130ZM152 108V107H151ZM197 108V107H196ZM263 108V107H262ZM64 109V108H63ZM75 109V108H74ZM105 109V111H104ZM206 110L209 112V110ZM219 109V110H220ZM235 109V108H234ZM232 109V110H234ZM235 109V110H237ZM261 109V108H260ZM90 110V112H91ZM138 110V109H137ZM174 110V109H173ZM198 110V109H197ZM55 111V110H54ZM62 111V110H61ZM65 111V110H64ZM69 111V110H67ZM77 111V110H76ZM133 111V110H132ZM135 111V109H134ZM156 111V110H155ZM161 111V110H160ZM159 111V113H161ZM195 111V110H194ZM193 111V112H194ZM80 112V110H79ZM131 112V111H130ZM196 112V111H195ZM213 112V111H212ZM219 112V111H218ZM222 112V111H221ZM236 112V111H235ZM249 112V113H248ZM68 113V112H67ZM73 113V112H72ZM77 113V112H76ZM76 113H75V117L76 116ZM87 113V112H86ZM129 113V112H128ZM133 113V112H132ZM157 113V112H156ZM175 113V114H176ZM220 113V112H219ZM74 114V113H73ZM127 114V115H126ZM173 114V113H172ZM196 114V113H195ZM198 114V113H197ZM196 114V115H197ZM215 114V113H214ZM221 114V113H220ZM233 114V112H232ZM72 115V114H71ZM84 115V114H83ZM86 115V114H85ZM89 115V114H88ZM93 115V114H92ZM129 115H132L129 113ZM182 115V114H180ZM212 115V114H211ZM67 116V115H66ZM73 116V115H72ZM90 116V115H89ZM217 116V115H216ZM223 116V115H221ZM1 117V115H0ZM65 117V116H64ZM74 117V116H73ZM82 117V116H81ZM87 117V116H86ZM94 117V116H93ZM92 117V118H93ZM156 117V116H155ZM158 117H161L158 115ZM183 117V115H182ZM208 117V116H207ZM218 117V116H217ZM12 118V117H11ZM63 118V117H62ZM69 118V117H68ZM68 122H66V126H73V121L74 120H71V119H68ZM70 118H72L70 116ZM83 118V117H82ZM89 118V117H88ZM97 118V117H96ZM185 118V117H184ZM187 118V117H186ZM193 118V117H192ZM208 118H211L210 116ZM207 118V119H208ZM226 118H227V115H226ZM225 118V119H226ZM237 118V117H236ZM3 118L1 117L0 118V121L2 120ZM13 119V118H12ZM74 119H77V118H74ZM160 120V118H158ZM157 119V120H158ZM182 119V118H181ZM190 119V117L188 118ZM197 119V118H196ZM224 118L223 117H220V118H212L210 119L209 123H210V129L213 131V135H214V131H218L220 132L221 130L220 129H224V126L226 125V122H227V119L223 120ZM229 119V118H228ZM20 120V119H19ZM63 120V119H61ZM66 120V121H67ZM184 120V119H183ZM234 120V119H233ZM3 121V120H2ZM2 121H1V124L0 126L2 125ZM81 121V120H80ZM200 121V120H199ZM230 121V120H229ZM238 121V122H239ZM65 122V121H64ZM157 122V121H155ZM188 122V121H187ZM208 122V121H207ZM242 122H239L237 127H235V129H238L239 127L242 129L243 127H246V126H243V123ZM15 123V122H14ZM79 123V122H78ZM81 123V122H80ZM101 123V122H100ZM257 123V122H256ZM57 124V123H56ZM62 124V123H61ZM75 124V123H74ZM159 124V123H157ZM208 124V123H207ZM11 125V124H10ZM83 125V124H82ZM85 125V124H84ZM246 125V124H244ZM259 125V124H258ZM8 126V125H7ZM123 126H125L126 128H124ZM161 126V125H160ZM201 126V125H200ZM82 128V126H80ZM80 127H77V128H80ZM164 127V128H165ZM179 127V126H178ZM177 127V128H178ZM1 128V127H0ZM51 128V127H50ZM64 128V127H63ZM70 128V127H69ZM81 128L80 129H76V130H80L81 131ZM163 128V127H162ZM160 128V129H162ZM239 128V129H240ZM7 129V128H6ZM62 129V128H61ZM93 129V128H92ZM159 129V130H160ZM190 129V127H189ZM75 130V129H74ZM85 130V128H84ZM164 130V129H162ZM176 130V129H175ZM188 130V129H187ZM203 129L199 128V126H194V127H191V130L189 134H191V142L190 144H188V146L186 145L187 148L185 147H174L172 148V150L170 149L171 152H169V154H167V156H163V155H160L162 154V149L161 147L159 148H156L154 147V150L155 149H158L156 150V153L160 155V159L158 160V167H157V172L155 173L156 170H154V167H150V169H153V171H150V170H146V171H141V166L140 165H143V164H139V163H130L129 166L127 167H130L131 170H129V174L125 175V173L127 172H124L123 173V168L121 169V165L117 162L116 164H113V166H108L110 162V160L108 158H105L106 156H108V152H109V149H110V146L106 149V147H100V150L99 152L101 151L103 153V155L105 157V159H102L100 161L101 158H99L100 155H102V153L100 155H98L96 152L98 150H92L91 152H93L92 154H87V156H91L89 157V159L91 158V160L89 161L88 159V164H85L87 163L84 162V164L82 163L84 161V157L82 158V156L84 155L83 153L87 151V153L89 152L87 150V148L89 147L87 144H84L86 146H88L87 148L86 147H83L84 145L82 144V148H80V144L79 142H77L79 139H82L81 137V133L80 132H77L79 133L78 134V140L76 139V142L77 143H73L71 145H69L70 149L68 150V153L67 151L66 152H63L62 155H57V157H49V156H46V158L44 159V161L42 159H39V163H41L43 161V163L41 164V166L38 168V170H36V167L32 172H30L29 170V167L26 169L27 171L23 172L24 173V179H23V182L21 183V185L19 186V188L21 189V192H22V200L23 199H26L27 200V206H25L23 212H21L22 210H20L19 212L18 211H15L16 214H14V216L8 215L6 214L5 215V212H3V214H0V242L2 244H6L11 251L15 250L12 248V246H14V243H11L10 241L13 240V242H15V244L18 246V249H17V246L16 249L18 250V253H17V257H15L13 255L12 258L15 257V260H10V256L6 257V255H4L2 251H0V254L2 253L3 257L1 256L0 257V264H31V258L35 255H33L35 253V251H33V247H35L34 245H38L37 249H39L40 251V255H39V261H38V264H99V263H102L103 261L105 263L103 264H170V260L169 259L170 257L172 258L171 262H175L174 261V258H178V260L176 259V263L175 264H180L181 263H186V262H189L190 264V259L188 260V258L192 257L193 255H197V251L199 250H196V248L198 247L197 245H199L198 243H200V247L199 249H201V253H200V256L201 257H204L205 259H209V258H213V256H219V254L223 251V250H227L226 252V255L227 257L229 258L227 261H230V260H233L234 263L232 264H241L243 263V260L242 262L240 263L241 259H240V256H239V252H240V248L239 247H233L232 244L233 242L235 241L237 243V245L239 246H243L245 245V242H249V241H246L249 237V229L246 228V225H247V222L249 221H245V217L244 215L241 216L244 217L242 218L241 216H238V205L240 204H244L246 202V204L248 203L249 206L251 205L250 203L254 204V201H255V198L254 196L256 194L251 195L250 193H252V190L251 192L249 191V194L245 197L244 196V199L241 198V197H237L235 196L234 194H228V198L229 200L231 199V206L230 208H226V209H222L220 206L216 207L215 210H214V213L217 215L218 214V218L220 217H223L225 215V220L227 219V223L230 222H233L232 225H234L235 228L232 227V230H235L234 233H236L237 231V234H236V237L234 236V239H232V235H230V233H227L229 234L230 236L232 237H228V236H224L223 234H225V232L223 231L225 229V227L222 226V224H225L226 221L223 220V223L222 224H218L220 226L217 227V229L219 228V232H216V233H211L210 232V229L212 227L208 226V224L206 222H208V219L210 217V212H212L211 210H213V206H214V202H213V199H212V196L210 197L209 194H206V197L204 196L205 200L201 201V206L198 205V207L200 208H197V210L194 212V217H193V222L191 220V222L187 223L185 222L186 224H183V218L184 216L182 214H185L184 212V209H186L187 207V203L188 201L186 202V199H189L186 195H188L187 193H185V195H183V189L180 187V185L182 184V182L179 184V180L182 179L181 176L178 175V167L180 166V163H181V158L178 157V154L180 152H186L185 153V160H182L183 163L184 161L187 162V158H191L194 154L196 156V150L199 149L198 148V144H200L202 142L205 143V141H207V139L205 140V132L202 131ZM210 130V132H211ZM232 130V129H231ZM2 131V130H1ZM4 131V130H3ZM64 131V130H63ZM71 131V129H70ZM93 131V130H92ZM166 131V130H165ZM223 131V130H222ZM240 132H243V129L242 131L239 130ZM5 132V131H4ZM87 132V131H86ZM229 132V131H228ZM234 133H236L234 130H233ZM238 132V130H237ZM247 132V131H246ZM2 133V132H1ZM89 133V135H91V130L90 132H87ZM158 133V132H157ZM163 133V132H162ZM165 133V132H164ZM175 133V132H174ZM217 133V132H216ZM233 133V134H234ZM244 133V132H243ZM4 134V133H3ZM75 134V133H74ZM83 134V133H82ZM109 134V133H108ZM107 134V135H108ZM141 134V133H140ZM156 133H154L155 135ZM168 134V133H166ZM165 134V135H166ZM176 134V133H175ZM174 134V135H175ZM212 134V132H211ZM210 134V135H211ZM245 134V133H244ZM2 135V134H1ZM11 135V134H10ZM84 135V134H83ZM86 135V133H85ZM84 135V136H85ZM106 135V134H105ZM119 135V138H121ZM145 135V134H144ZM144 137V140H147V138L151 137V135L148 137ZM153 135V134H152ZM153 135V136H154ZM209 135V134H208ZM228 135V134H226ZM239 136V134H236L235 136ZM243 136V134H241ZM17 136V135H16ZM75 136V135H74ZM73 136V137H74ZM87 136V135H86ZM125 136V137H126ZM140 136V135H139ZM152 136V137H153ZM224 136V135H222ZM232 136V134H231ZM234 136V135H233ZM4 137V136H3ZM7 137V136H5ZM9 137V136H8ZM20 137V136H19ZM69 137V136H68ZM73 137H72V141H73ZM89 137V136H88ZM87 137V138H88ZM111 137V136H110ZM114 137V135H113ZM117 137V136H116ZM125 137L122 138L125 140ZM143 138V134L141 136ZM152 137L150 138L152 140ZM159 137V136H158ZM162 137V136H161ZM167 137V136H166ZM246 137V136H245ZM1 138V137H0ZM76 138V136H75ZM74 138V140H75ZM91 137H89V140H90ZM118 138V139H119ZM121 138V140H122ZM211 138V137H210ZM231 138V137H230ZM10 139V138H9ZM84 139V138H83ZM82 139V140H83ZM86 139V138H85ZM97 139V140H96ZM112 139V138H111ZM115 141L116 139L113 138ZM134 139V138H133ZM149 139V140H150ZM154 139V137H153ZM172 139V137L170 138ZM223 139V138H222ZM227 139V138H225ZM224 139V140H225ZM234 139V138H233ZM4 140V139H3ZM80 140V141H82ZM105 140V139H104ZM113 140V141H114ZM136 140V139H135ZM174 140V139H173ZM221 140V139H220ZM222 140V141H224ZM84 141V140H83ZM82 141V142H83ZM86 141V140H85ZM102 141V140H101ZM119 141V140H117ZM138 141V142H139ZM154 141V140H153ZM158 141V140H157ZM167 141V140H166ZM204 141V142H203ZM233 141V140H232ZM70 142V141H69ZM89 142H86L89 144ZM112 142V141H111ZM120 142V141H119ZM123 142V141H122ZM126 142V141H125ZM130 142L132 143L133 141H131L130 139ZM129 142V143H130ZM143 142V141H142ZM162 142V141H161ZM169 142V141H168ZM175 142V141H174ZM209 142V141H208ZM217 142V141H216ZM241 142V141H240ZM254 142V141H253ZM5 143V142H4ZM98 143V142H97ZM105 143V142H104ZM103 143V144H104ZM128 143L127 146H129L130 144ZM135 143V142H134ZM141 143V141L139 142ZM138 143V145H139ZM144 143V142H143ZM147 143V142H146ZM153 143V142H152ZM156 143V142H155ZM171 143V142H170ZM235 143V141L233 142ZM13 143H11L12 145ZM14 144H15V139H14ZM29 144V143H28ZM101 144V143H100ZM107 144V143H106ZM112 144V143H111ZM201 144V145H202ZM240 144V143H239ZM18 145V144H17ZM16 145V146H17ZM91 145V144H89ZM99 145V144H98ZM113 145H117V144H114L113 142ZM133 145V144H132ZM136 145V144H135ZM148 145V144H147ZM205 145V144H204ZM204 145H202L204 147ZM211 145V144H209ZM208 145V147H209ZM215 145V144H214ZM233 145V144H232ZM257 145V144H256ZM106 146V145H105ZM126 146V147H127ZM134 146V145H133ZM133 146H130V147H127L129 150H132L130 148H132ZM137 146V145H136ZM153 146V145H152ZM156 146V145H154ZM162 146V145H161ZM181 146V145H180ZM213 146V145H212ZM235 146H236V143H235ZM251 146V145H250ZM6 147V146H5ZM9 147V146H8ZM13 146H11L12 148ZM15 147V146H14ZM35 147V146H34ZM112 147V146H111ZM114 148H116V151L117 149L119 148L118 146H113ZM125 147V145H124ZM149 147H151V145H149ZM163 147L165 148V146L163 145ZM170 147V146H169ZM31 148V147H30ZM64 148V147H63ZM92 148V147H91ZM97 148V147H96ZM126 148V149H127ZM171 148V147H170ZM202 148V147H201ZM207 148V147H206ZM224 148V147H222ZM2 149V148H1ZM6 149V148H5ZM90 149V148H89ZM113 149V148H112ZM120 149V148H119ZM152 149V148H150ZM204 149V148H203ZM211 149V150H210ZM240 149V148H239ZM261 149V148H260ZM4 150V149H3ZM7 150V149H6ZM13 150V148L11 149V151ZM65 150V149H64ZM105 150H107L105 152ZM115 150V149H113ZM112 150V151H113ZM122 150V148L120 149ZM124 151L120 152L121 154L124 155L123 152H125V149H123ZM127 150V151H129ZM166 150V149H165ZM252 150V149H251ZM250 150V153H248L250 156L254 155V152L256 151H251ZM262 150V149H261ZM18 151V150H16ZM39 151V150H38ZM42 151V150H40ZM45 151V150H44ZM126 151V152H127ZM150 151V150H149ZM199 151V150H198ZM204 151V150H203ZM209 151V152H208ZM208 153L205 154H201L199 155V157L197 158L194 157L195 159L197 158V160L199 161V163H205L203 164L204 167L206 165V169L209 168L207 171V173L209 174L210 172L212 173V171L215 173H212V176L211 178H214V181H213V184H215V182H217L220 178H221V174L222 173H225L227 170V167L229 168V163H227L226 161L224 162L223 160H221L222 158V155L219 153V151L217 152V149L214 147H209L208 149ZM14 152V151H13ZM48 152V150H47ZM50 152V151H49ZM105 152V153H104ZM147 152V151H146ZM152 152V151H151ZM165 153V151H163ZM66 153V154H65ZM74 153V155L72 154ZM153 153V152H152ZM200 153V152H199ZM264 153V152H263ZM3 154V152L1 153ZM15 154V153H14ZM71 154V155H70ZM79 154L81 155L80 158H79ZM126 154V153H125ZM130 154V153H129ZM127 154V155H129ZM155 154V153H154ZM155 154V155H157ZM4 155V154H3ZM7 155V154H6ZM13 155V154H12ZM18 155V154H17ZM44 155V154H43ZM86 155V154H85ZM102 155V156H103ZM131 155V154H130ZM154 155V156H155ZM15 156V155H14ZM45 156V155H44ZM53 156V155H52ZM121 156V155H120ZM133 156V155H132ZM151 156V155H150ZM249 156V157H250ZM4 157V156H2ZM34 157V156H33ZM41 154H40V156ZM62 157V159H61ZM110 157V156H109ZM135 157V156H134ZM157 157V156H156ZM224 157V156H223ZM44 158V157H43ZM82 158V160H81ZM111 158V157H110ZM131 158V157H130ZM139 158V157H138ZM151 158V157H150ZM155 158V157H154ZM152 158V162L153 159ZM159 158V157H158ZM156 158V159H158ZM193 158V157H192ZM191 158V160H192ZM251 158V157H250ZM29 159V158H28ZM36 159V158H35ZM81 161H80V160ZM87 159V158H85ZM155 159V161H156ZM263 159V158H261ZM2 160V159H1ZM7 160V159H6ZM18 160V159H17ZM42 160V161H41ZM62 160L65 161V163H62ZM78 160V162H77ZM121 160V159H120ZM125 160V159H124ZM127 160V158H126ZM128 160H131L129 159L128 157ZM149 160V159H148ZM151 160V159H150ZM231 160V159H229ZM235 160V159H234ZM241 160V163L242 165H240L241 167V170H240V174L244 171V169L248 168V162H249V159L248 158H240ZM80 161V163H79ZM112 161V160H111ZM122 161V160H121ZM120 161V162H121ZM193 161V160H192ZM195 161V160H194ZM264 161V160H263ZM33 162V161H31ZM30 162V163H31ZM125 164L126 162L123 161ZM122 162V163H123ZM147 162V161H145ZM151 162V164H153ZM230 162V161H229ZM5 163V162H4ZM17 163V162H16ZM36 162H34L35 164ZM38 163V162H37ZM36 163V164H37ZM78 163L80 165H78ZM128 163V162H127ZM197 163V161H196ZM207 163V164H206ZM239 162V164H241ZM10 164V163H8ZM97 164V165H96ZM112 164V163H111ZM124 164V165H125ZM146 164V163H145ZM148 164V163H147ZM150 164V165H151ZM12 165V164H11ZM15 165V163H14ZM123 165V164H122ZM156 165V164H155ZM153 165V166H155ZM9 166V165H8ZM7 166V167H8ZM32 166V165H31ZM30 166V167H31ZM35 166H38L35 165ZM100 167V170H99V174L101 173H105V175H100L101 177L98 176V174H95L97 172V167ZM145 166V165H144ZM143 166V167H144ZM185 166V165H184ZM189 166V165H188ZM34 167V165L32 166V168ZM98 167V168H99ZM148 167V165H147ZM146 167V168H147ZM233 167V166H232ZM231 167V168H232ZM11 168V167H10ZM12 168H14L12 166ZM21 168V167H20ZM19 168V169H20ZM30 168V169H32ZM239 168V167H238ZM18 169V170H19ZM125 169V168H124ZM143 169V168H142ZM218 169V171H217ZM14 170V169H13ZM12 170V171H13ZM24 170V169H23ZM127 170V169H126ZM145 170V168L143 169ZM205 170V168H204ZM212 170V171H211ZM233 170V169H232ZM237 170V169H236ZM9 171V170H8ZM11 171V169H10ZM16 171V170H14ZM185 171V170H184ZM199 171V170H197ZM20 172V170H19ZM18 172V173H19ZM195 172V171H194ZM202 172V171H200ZM15 173V172H14ZM13 173V176L15 175ZM228 173V172H227ZM235 173V172H234ZM244 173V172H243ZM242 173V174H243ZM246 173V172H245ZM97 175L98 177L94 176ZM192 174V170H191V167H189V170L188 172H185V175L188 176V175H191ZM202 174V173H201ZM205 174V173H204ZM213 174L214 177H213ZM240 174L238 173V177L240 179ZM17 175V174H16ZM16 175L14 177H16ZM20 175V174H19ZM207 175V174H206ZM205 175V177H207ZM181 177V179L178 178ZM210 176L208 177V180L206 181H203L204 184H206L207 181H210V184H211V180H210ZM229 176V175H228ZM231 176V175H230ZM229 176V177H230ZM242 176V175H241ZM21 177V176H20ZM189 177V176H188ZM197 177V176H196ZM204 177V176H203ZM202 177V178H203ZM234 177V176H233ZM237 176H235V178H238ZM12 178V177H11ZM17 178H19L17 176ZM199 178V177H198ZM186 179V178H185ZM206 179V178H205ZM232 179V177H231ZM238 179V180H239ZM13 180V179H12ZM16 180V178L14 179ZM192 180V179H191ZM244 180V179H243ZM6 181V180H5ZM17 181V180H16ZM194 181V180H193ZM198 181V180H197ZM201 181V180H200ZM227 182V181H226ZM232 182V180H231ZM228 183V186L230 187L232 183ZM193 183V182H192ZM253 183V182H252ZM15 185V184H14ZM54 186L53 188H51L50 186ZM208 185V184H207ZM234 185V184H233ZM232 185V186H233ZM241 185V184H240ZM264 185V184H263ZM188 186V185H187ZM200 186V185H199ZM213 186V185H212ZM235 186V185H234ZM15 187V186H14ZM49 187L51 189H49ZM192 187V186H191ZM198 187V186H197ZM203 187V185H202ZM248 187V186H247ZM251 187V186H250ZM256 187V186H255ZM73 188H76V195L73 197V200L71 201L70 203V200H69V204L72 205L73 203L75 204V206L71 207L70 210H69V213L66 215L65 218H61V215H59V213H57L58 211L57 210V207L59 209L60 206H58V204H60V199L63 195H66L68 193H71L70 191H72ZM221 188V187H220ZM260 188V186H259ZM17 189V187H16ZM212 189V187L210 188ZM229 189V188H228ZM242 189V188H241ZM248 189V188H247ZM251 189V188H250ZM182 190V191H181ZM203 190V189H202ZM215 190V189H214ZM222 190V189H221ZM224 190V189H223ZM222 190V191H223ZM232 190V189H231ZM73 191V192H74ZM190 191V190H189ZM228 191V190H227ZM259 191V189H258ZM78 192H83L85 195H86V202L84 205H77V193ZM188 192V191H187ZM191 192V191H190ZM193 192V191H192ZM191 192V193H192ZM238 192H241L238 191ZM246 192V191H245ZM244 192V194H245ZM255 192V191H254ZM210 193V192H209ZM227 193V192H226ZM230 193V192H229ZM242 193V192H241ZM258 193V192H257ZM73 194V193H72ZM211 194V193H210ZM243 194V193H242ZM253 194V193H252ZM19 195V194H18ZM69 195V194H68ZM190 195V194H189ZM196 195V194H195ZM204 195H205V191H204ZM13 196V195H12ZM11 196V197H12ZM186 196V198L184 197ZM216 196V195H215ZM24 197V198H23ZM259 198L257 200L259 201H263L264 202V190L262 191L261 193V190H260V196H258ZM3 198V197H2ZM15 198H18L15 197ZM64 199V196L62 197ZM66 198V197H65ZM203 198V197H202ZM226 198V197H225ZM71 199V197H70ZM127 199H130L129 201L132 203H130V205H132V209L134 211V218H135V223L136 225L138 224V227L136 228H132L129 223H126V220L125 218L122 220V222H117L118 220L115 218L114 220L112 219L114 216L112 215L113 214V211L115 212L114 209V205L116 203V201L118 202V205H123L124 202H127L128 200ZM171 199V200H170ZM195 199V198H193ZM215 199V198H214ZM16 200V199H15ZM26 200H25V203H26ZM127 200V201H126ZM196 200V199H195ZM220 200V198H219ZM224 200V199H223ZM194 201V200H193ZM193 201H190V202H193ZM197 201V200H196ZM226 201V200H225ZM62 202V201H61ZM219 202V201H218ZM223 202V201H222ZM262 202V203H263ZM261 202H259L258 204H260ZM65 204V203H64ZM226 204V203H225ZM229 204V205H230ZM244 204V205H246ZM248 204H247V208H248ZM257 204V203H256ZM258 204L256 206H258ZM11 205V204H10ZM189 205V204H188ZM3 206V204H2ZM5 206V205H4ZM8 206V204H7ZM65 206V205H64ZM63 206V207H64ZM69 206V205H68ZM126 206V205H124ZM227 206V205H226ZM254 206V205H253ZM117 207V205L115 206ZM259 207V206H258ZM119 208V207H118ZM125 208V207H124ZM129 209V207H127ZM242 210L243 208L240 207ZM253 208V207H252ZM263 208V207H262ZM4 209V208H3ZM122 209V208H121ZM18 210V209H17ZM64 210V209H63ZM119 210V209H118ZM123 210V209H122ZM223 210H225V212H223ZM251 210V209H250ZM263 210V209H262ZM126 211V210H125ZM252 211V210H251ZM66 212V211H65ZM64 212V213H65ZM68 212V210H67ZM188 212V211H187ZM190 212V211H189ZM255 212V211H254ZM1 213V211H0ZM12 213V212H11ZM116 213V212H115ZM118 213V211H117ZM224 213V215H222ZM66 214V213H65ZM124 214V213H123ZM222 215V216H221ZM65 216V215H64ZM127 217V215H126ZM164 217V220L162 219ZM232 217H233V220H232ZM260 217V216H259ZM263 217V216H262ZM191 218V217H190ZM256 218V217H255ZM165 219H167L168 223L170 221V226H172V228H170V226L167 225V223H161L163 220L165 222ZM248 219V218H247ZM260 219V218H258ZM258 219H255V221L252 223L253 225V230H255L257 236H258V242L261 243L260 246H263L264 244V231H263V225H262V228H261V224L260 222L258 221ZM262 219V218H261ZM260 219V220H261ZM264 219V218H263ZM116 222L113 224H110L111 226L113 225L114 226V230L115 232H112L110 233V231L108 232V230L106 229L107 226L109 225L110 222L112 221H115ZM222 221V219H220ZM128 221V220H127ZM211 221V220H210ZM244 221L246 223H244ZM220 222V221H219ZM262 222V220H261ZM213 223V222H212ZM264 223V222H262ZM116 224V225H114ZM187 224L190 226L192 225V227H195L198 232L202 235V237H200L199 239V235H198V240H194V238H197V237H192L193 239L191 240L190 238H188L185 234V228L187 227ZM231 224V223H229ZM33 225V229H30L31 226ZM210 225V224H209ZM112 226V227H113ZM208 226V227H207ZM135 227V226H134ZM191 227V226H190ZM216 227V226H215ZM108 228H110L108 226ZM138 228V229H137ZM171 229L173 233L174 230H176V232L174 234H176L175 236V242L172 244V242H163L162 239H164L162 237V235H160L161 233L164 234V231H168V229ZM188 228V227H187ZM112 229V228H110ZM214 229V228H213ZM216 229V228H215ZM216 229V230H217ZM50 230V233L48 232ZM107 230V231H106ZM195 230V229H194ZM209 230V231H208ZM218 231V230H217ZM223 232V233H222ZM114 233V234H113ZM168 233V232H166ZM194 233V232H193ZM198 233V234H199ZM234 233H232L234 235ZM169 234V233H168ZM167 234V235H168ZM173 234V236H174ZM166 235V234H164ZM166 235V236H167ZM195 235V234H194ZM117 236V237H116ZM172 236V235H171ZM170 236V238H171ZM172 236V237H173ZM190 237V235H188ZM192 236V234H191ZM117 239H116V238ZM36 238V241L35 239ZM169 238V237H168ZM167 238V239H168ZM12 239V240H10ZM251 239V238H250ZM249 239V240H250ZM171 241V239H169ZM253 240V239H252ZM252 240H251V244H254V240H253V243H252ZM34 241L36 243H34ZM49 241V245L50 247H48V243L46 244V242ZM51 241V242H50ZM167 241V240H166ZM110 242L109 246L112 245V249L108 248L107 244ZM234 242V243H235ZM33 243V244H32ZM235 243V245H236ZM4 244V245H5ZM3 245V246H4ZM252 245H250V247L248 246L249 249H246V250H251V247ZM2 249L3 247L0 246ZM39 247V248H38ZM48 247V248H47ZM247 247V246H245ZM264 247V246H263ZM6 247L5 249L8 250ZM50 248V249H49ZM241 248V249H242ZM49 249V250H47ZM198 249V248H197ZM245 249V248H243ZM260 249V248H259ZM1 250V249H0ZM4 250V249H3ZM9 250L7 252H9ZM36 250V249H34ZM37 250V252H39ZM244 251V250H243ZM14 252V251H13ZM12 252V253H13ZM34 252V253H33ZM224 252V251H223ZM15 253V255H16ZM199 253V252H198ZM244 253V256H245V252ZM242 253V254H243ZM8 254V253H7ZM12 255V254H10ZM37 255V254H36ZM192 255V256H191ZM222 255V253L220 254ZM38 256V255H37ZM101 256H104L105 260L102 259ZM190 256V257H189ZM199 256V257H200ZM98 257H101L100 258V261H97V258ZM198 257V256H197ZM196 257V258H197ZM200 257V259H201ZM239 257V259H238ZM243 257V256H241ZM9 258V259H8ZM195 258V260H196ZM244 258V257H243ZM34 259V258H33ZM38 259V257L36 258ZM192 259H194L192 257ZM199 259V258H198ZM200 259L198 261H200ZM203 259V258H202ZM201 259V260H202ZM219 259V258H218ZM217 259V260H218ZM222 259V258H221ZM238 259V260H237ZM182 260V261H181ZM237 260V261H235ZM240 260V261H239ZM37 261V260H36ZM197 261V262H198ZM219 261V260H218ZM224 263L226 262L225 260H223ZM231 261V262H233ZM33 262V261H32ZM35 262V261H34ZM33 262V263H34ZM196 262V261H194ZM193 262V263H194ZM32 263V264H33ZM205 263V261L203 262L202 261V264ZM172 264V263H171ZM174 264V263H173ZM188 264V263H186ZM208 264V263H207ZM223 264V263H222ZM245 264V263H244Z\"/></svg>",
  "mask_w": 264,
  "mask_h": 264
}]
</instances>
